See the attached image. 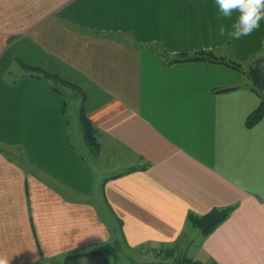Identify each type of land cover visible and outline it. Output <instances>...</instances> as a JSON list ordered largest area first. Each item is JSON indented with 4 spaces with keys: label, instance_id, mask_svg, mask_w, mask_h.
<instances>
[{
    "label": "crops",
    "instance_id": "0c3cea01",
    "mask_svg": "<svg viewBox=\"0 0 264 264\" xmlns=\"http://www.w3.org/2000/svg\"><path fill=\"white\" fill-rule=\"evenodd\" d=\"M217 15L214 0H0V255L9 264H121L99 251L65 260L116 237L137 262L155 260L146 248L172 245L210 264H264V117L252 128L245 119L259 96L230 65L169 63L160 52L212 50L244 65L263 52L264 21L229 40ZM22 63L73 83V119L66 85L58 91ZM234 203L206 237L186 223L190 211Z\"/></svg>",
    "mask_w": 264,
    "mask_h": 264
},
{
    "label": "trees",
    "instance_id": "16d2710c",
    "mask_svg": "<svg viewBox=\"0 0 264 264\" xmlns=\"http://www.w3.org/2000/svg\"><path fill=\"white\" fill-rule=\"evenodd\" d=\"M163 55L162 59L164 62L174 63L179 61H210V62H220L224 63L226 65H230L237 71L245 72L250 80V88L252 91H254L259 96V104L254 108L252 112H250L246 116V126L249 128H252L257 124L259 121H261L264 117V50L263 52L253 57L251 62H249L247 65L242 64L241 62H237L234 59L231 58H225L224 56L218 55L216 52H213L212 50H201V51H195V52H179L178 54H175L168 58V56H165L164 50L160 51ZM160 53V54H161ZM165 57V58H164ZM167 59V60H166ZM22 67L27 68L30 71V74L38 77H42L43 79H50L53 80V84L51 85L52 88L62 91V87H58L56 84H64L66 86H69L70 88H74L75 86L73 83L68 82L67 80L61 78L60 76L53 74L49 71H46L40 67L28 65L22 63ZM237 88L236 86H229L227 88H220L217 89L218 91H225L229 89ZM80 114L82 117V123L85 133V138H87L88 142L93 148H97V137H96V130L91 126L89 119L86 117V114H84L83 108L80 110ZM149 166V163L143 165H135L127 168L122 173H118L113 176H118L123 174L125 171L134 170L135 168H141L146 169ZM238 206L237 203H234V205H227L218 207L215 206L211 208L208 212L203 214H196L193 211H190L187 214V221L186 223L188 225H191L197 230H200L203 237L208 236L215 230V228L220 225L224 220H226L229 215L234 211V209ZM121 221V220H119ZM122 224V221H121ZM184 233V232H183ZM123 238V237H122ZM122 238H115L113 241L109 243H105L102 245V248L91 250V251H73L71 253H68L65 257V260L79 255H88L93 252H101L104 255L109 256L113 259V262H120L122 260L120 252L123 249V240ZM146 252L149 254L154 253L156 256H161L158 260H152L151 262H137L133 257L127 256L131 264H210L203 262L202 260H197L190 255L180 252L177 250L176 247H173L172 245H163L158 248H152L151 250L148 248L145 249ZM214 264V263H212Z\"/></svg>",
    "mask_w": 264,
    "mask_h": 264
},
{
    "label": "clouds",
    "instance_id": "9594fccd",
    "mask_svg": "<svg viewBox=\"0 0 264 264\" xmlns=\"http://www.w3.org/2000/svg\"><path fill=\"white\" fill-rule=\"evenodd\" d=\"M219 37L240 40L260 29L264 21V0H214ZM228 21L229 23H224ZM7 256L0 255V264H9Z\"/></svg>",
    "mask_w": 264,
    "mask_h": 264
},
{
    "label": "rangeland",
    "instance_id": "374dc122",
    "mask_svg": "<svg viewBox=\"0 0 264 264\" xmlns=\"http://www.w3.org/2000/svg\"><path fill=\"white\" fill-rule=\"evenodd\" d=\"M53 82V81H52ZM57 86H59L58 84H56ZM70 87H68V86H65L64 88H63V90H65V91H67L66 92V99H67V101L70 103L69 104V107H68V114L70 115V117L73 119L74 117H75V114L73 113V106H75V103L76 102H74L75 100H74V98H72L71 97V95H72V93H76L77 92V90H76V88H72V89H69ZM78 93V92H77ZM79 95V94H78ZM69 134L72 136H74V138H76L77 137V135H76V133H75V131H74V129L73 128H71L70 130H69ZM79 147H81V149L82 150H84L85 151V153L87 152V150L85 149V146H83V143H81V142H79ZM14 153H16V154H18L16 151H14ZM88 155V154H87ZM89 156V155H88ZM16 159H19V158H16ZM92 160V159H91ZM108 166H106L107 168L104 170L105 172H101L103 175H107V173L108 172H112L111 170H112V166H114V165H110V164H107ZM107 172V173H106ZM109 174H111V173H109ZM98 194V192H96V195ZM104 213V212H103ZM105 214V213H104ZM191 226V225H190ZM192 227V226H191ZM197 230V229H196ZM123 245V244H122ZM120 254H121V257H122V260H121V264H131V262L129 261V259H128V257L127 256H130L129 254V251H128V249L125 247V245H123V249H122V251L120 252ZM132 254V256L133 257H136V252H132L131 253ZM146 254V253H145ZM150 256H152L155 260H158V259H160L161 258V256H156V254H154V253H151L150 254ZM136 259H138V257H136ZM145 259H146V257H145ZM207 263V262H206Z\"/></svg>",
    "mask_w": 264,
    "mask_h": 264
}]
</instances>
